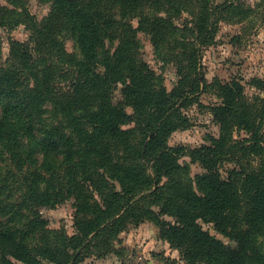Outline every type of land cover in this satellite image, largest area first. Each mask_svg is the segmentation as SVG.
Returning a JSON list of instances; mask_svg holds the SVG:
<instances>
[{
	"label": "trees",
	"instance_id": "trees-1",
	"mask_svg": "<svg viewBox=\"0 0 264 264\" xmlns=\"http://www.w3.org/2000/svg\"><path fill=\"white\" fill-rule=\"evenodd\" d=\"M4 1L0 28L30 37L9 39L6 59L0 41V264H79L145 220L186 264H264V98L202 68L221 21L248 13L241 0H39L50 5L42 21L27 0ZM140 33L177 68L172 91ZM252 85L264 92L263 79ZM203 94L216 98L221 135L170 146ZM69 201L72 235L41 213Z\"/></svg>",
	"mask_w": 264,
	"mask_h": 264
},
{
	"label": "rangeland",
	"instance_id": "rangeland-1",
	"mask_svg": "<svg viewBox=\"0 0 264 264\" xmlns=\"http://www.w3.org/2000/svg\"><path fill=\"white\" fill-rule=\"evenodd\" d=\"M223 1L225 0H218L219 3ZM27 2L30 12L39 21L50 12V5L39 0ZM6 4L4 0H0V5ZM241 4L248 13L238 17L227 16L221 21L215 43L203 49L202 68L208 82L218 79L226 83L239 79L246 85V95L249 98L255 95L264 98V92L252 85L256 78L264 80V0H241ZM29 37L30 32L24 25L10 32L0 28L3 58L6 59L9 54V39L27 41ZM139 37L146 60L154 70L164 75L167 89L172 91L179 80L177 68L174 64L164 63L158 58L147 35L140 33ZM66 47L70 52L75 50L72 41H67ZM114 96L117 102L122 101L121 85L115 86ZM213 102H216V98L212 94H203L200 105L195 104L187 109L191 125L187 129L174 132L169 138V145L195 148L208 144L212 136L219 137L221 127L215 122L210 110ZM180 162L191 163L188 156L183 157ZM229 166L227 164L225 169ZM203 172L200 165H191L192 176ZM41 213L51 229H65L71 235L74 233L73 201L60 204L56 208H41ZM165 219L170 220L167 217ZM203 227L227 244L230 243L217 233L212 225L203 224ZM168 258L186 264L180 252L171 248L169 243L160 237L159 228L153 222L145 220L121 233L119 240L113 242V251L100 257L89 254L79 264H163Z\"/></svg>",
	"mask_w": 264,
	"mask_h": 264
}]
</instances>
